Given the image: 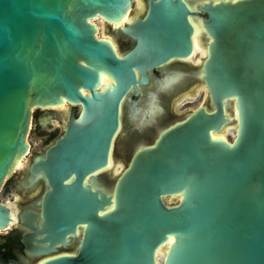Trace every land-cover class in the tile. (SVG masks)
<instances>
[{
  "label": "water",
  "instance_id": "obj_1",
  "mask_svg": "<svg viewBox=\"0 0 264 264\" xmlns=\"http://www.w3.org/2000/svg\"><path fill=\"white\" fill-rule=\"evenodd\" d=\"M133 1L0 0V186L30 149L32 109L81 105L31 157L28 181L47 188L27 219L41 218L35 253L82 236L72 253L35 264H264V0H139L131 19ZM198 10L213 109L197 107L100 184L124 96L148 69L192 55ZM125 15L135 45L119 55L94 20ZM230 121L232 141L213 136ZM13 219L0 202V229Z\"/></svg>",
  "mask_w": 264,
  "mask_h": 264
},
{
  "label": "flooded vegetation",
  "instance_id": "obj_2",
  "mask_svg": "<svg viewBox=\"0 0 264 264\" xmlns=\"http://www.w3.org/2000/svg\"><path fill=\"white\" fill-rule=\"evenodd\" d=\"M193 4V8L196 9L200 0L193 1ZM142 6L145 10L144 2ZM198 13L193 16L192 20L194 24L193 54L188 58L171 59L148 69L145 72L146 80L137 83L136 87L132 86L124 96L121 102L119 128L113 138L110 151V166L96 173L100 184L106 187L113 185L115 177L124 166L130 163L137 150L153 145L164 130L188 118L197 107H205L209 111L213 109L202 77V63L206 58L210 38L202 28V19L206 17V14L201 10H198ZM97 20H101L108 28L109 34L105 35L108 38L105 39L114 45L119 55L126 53L135 45L134 40L121 31L119 26L121 24L114 25L102 18H96L95 23ZM128 21L130 20L127 15L122 24H127ZM96 26H98L97 23ZM137 78L141 80L140 72H137ZM199 98H202L201 104L192 106ZM80 109L79 104L66 103L60 110L53 107H37L32 111L31 117L34 125L30 129H32L33 136L47 144L40 151H32L30 145L26 154H30L28 160L25 164L21 163L22 160L17 162L14 172L2 185L3 194L13 193L17 197H24L25 200L17 203L15 208L2 202L10 208L14 219L9 226L0 229V264H35L42 258L66 252L72 253L76 250L78 240L82 236L81 231L69 237L66 244L56 245L55 252L46 254L34 252L36 246L42 245L39 240L43 238V235L38 232L41 218L38 217L31 226L27 217L33 212L40 214V198L47 185L43 178L29 182L28 177L30 176L31 157L34 154L44 153L56 138L62 136L72 115L77 118ZM235 128V121H230L225 123L219 131L213 132V136L221 138L223 135L222 138L227 139L226 133L231 132L233 139ZM232 139L227 140L232 141ZM117 167L120 168L116 173ZM86 182H89V178Z\"/></svg>",
  "mask_w": 264,
  "mask_h": 264
},
{
  "label": "rangeland",
  "instance_id": "obj_3",
  "mask_svg": "<svg viewBox=\"0 0 264 264\" xmlns=\"http://www.w3.org/2000/svg\"><path fill=\"white\" fill-rule=\"evenodd\" d=\"M192 1H196V0H192ZM143 6H142V2H139V0L135 1L134 0V3L132 5V8L130 9V15H129V18L130 17H133L135 15H139L143 12ZM128 18V19H129ZM127 21V20H126ZM95 22V21H94ZM125 22V21H124ZM96 23L98 24V28H99V33L97 34L99 37H103V38H108V36H105V35H108L109 32H108V28L105 27V24L103 22L100 21H96ZM110 39V38H109ZM199 56V55H198ZM201 101H202V98H199L197 99V102H195L192 106H196L198 104H201ZM53 108H57L58 110L64 108V105H60V106H56V107H53ZM34 109H32L33 111ZM34 125V120L33 118L31 117V120H30V127H29V131H28V134H27V137H26V140L30 143L31 145V150L32 151H40L41 149H43L45 146H46V142L42 141V140H38L36 139L34 136H33V133H32V129H30L31 127H33ZM226 137L227 139L231 140L232 139V133L231 132H227L226 133ZM52 142V141H51ZM30 156L29 155H26L25 157H23L21 160L18 161V163L21 161V163L25 164V162L28 160V157ZM21 166V165H20ZM117 171L116 173L118 172L119 168L120 167H117ZM11 176V175H10ZM10 176H7L5 179H4V182L7 178H9ZM3 182V183H4ZM2 183V185H3ZM106 184H108L107 181H105ZM2 185L0 186V202H4L8 205H10L12 208H15L17 206V203H20V201L22 200H25L24 197H17L15 194L13 193H10V194H3L2 193ZM166 201L168 202H174L175 200H168L166 199Z\"/></svg>",
  "mask_w": 264,
  "mask_h": 264
},
{
  "label": "bare ground",
  "instance_id": "obj_4",
  "mask_svg": "<svg viewBox=\"0 0 264 264\" xmlns=\"http://www.w3.org/2000/svg\"><path fill=\"white\" fill-rule=\"evenodd\" d=\"M140 2V1H139ZM127 15H125L119 22H117V23H115V24H117V25H119V24H122V21L125 19V17H126ZM101 19V18H100ZM112 24H114V23H112ZM120 26V25H119ZM98 28V27H97ZM193 35H194V33H193ZM108 40V39H107ZM193 46H194V40H193ZM192 54H193V50H192ZM109 80H111V79H109V78H107L106 76H104L103 74L101 75V80H100V84H101V87L102 88H105V87H107L108 85H110V83H112V80L109 82ZM222 137H223V135H221ZM216 137V136H215ZM219 137V136H218ZM221 137V138H222ZM224 139V138H223ZM19 161V160H18ZM109 164V163H108ZM16 165H17V163H16ZM168 242H171V239H169V241Z\"/></svg>",
  "mask_w": 264,
  "mask_h": 264
}]
</instances>
